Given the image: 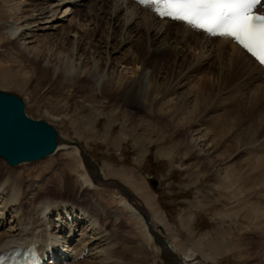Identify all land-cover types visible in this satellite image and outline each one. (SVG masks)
I'll use <instances>...</instances> for the list:
<instances>
[{
  "label": "bare ground",
  "instance_id": "obj_1",
  "mask_svg": "<svg viewBox=\"0 0 264 264\" xmlns=\"http://www.w3.org/2000/svg\"><path fill=\"white\" fill-rule=\"evenodd\" d=\"M3 1L8 11L7 32L15 42L11 50L13 54H21V59L26 62L28 58H33L30 64L45 76L51 73L53 76H60L64 82L87 79L94 82L97 88L122 93L125 97L131 94L144 107L152 108L157 105L158 110L168 119V124H173L179 135L188 141L195 152L194 159L204 163L203 169L210 172L211 179L219 183L226 193H233L234 198L241 197L240 206L246 211V222L254 227L258 237L264 241V205L255 201L250 203L251 198L256 200L257 191L258 194L264 191L263 187L261 192V188L256 190L257 182L260 187L264 186V154L263 158H260V154L253 159L235 161L236 163L233 161L235 157L228 155L237 150L239 145L242 147L246 143L253 145L250 150L259 144L264 146V112H258L257 105L264 100V69L252 57L229 39L211 38L182 23L161 20L148 9L128 0ZM91 5L96 7L86 14L90 30L98 34L99 22L102 20L113 27L112 36L101 42L102 45H97L99 42L95 43L86 29L72 27L68 30V27L63 26L78 7L91 8ZM120 25L124 35L119 37L118 47H113L112 42L117 37L116 29ZM142 30L147 42L138 45L140 38L135 41L133 39ZM56 40L63 43L65 49L60 50ZM180 40L194 44L190 48L201 55L203 62L215 60L210 64L215 69L213 74L203 76L197 82L195 80L194 88L188 93L186 90V94L178 91L188 87L185 79L187 76L184 75L190 68L189 63L179 61L176 64L173 61L174 66L181 68L176 79L173 77V83L159 82L155 76L159 69L156 60L153 67H148L140 59L125 56L128 59L113 64V60H118L116 55L121 54L127 45H130L129 48L146 47L149 52H163L178 46ZM101 48L107 57L106 65L108 61L111 63L108 70L101 66ZM198 84L204 88L197 87ZM232 84H235L234 88L240 94L234 97L235 100L223 93V88ZM219 109L222 111L220 115H210ZM45 114L50 115L48 110ZM245 123L249 126L243 130ZM238 133L241 140L238 139ZM235 134L237 144L230 140ZM70 151H73L75 157L82 158L80 150L72 146L70 141L59 139L55 153ZM171 156V153H167V157ZM82 160L78 181L82 191L86 190L84 196L90 198L101 174L96 170L93 160ZM1 164L0 162V169ZM89 165L95 172H91ZM241 186L245 187L246 194H243L244 188L241 189ZM27 190L10 176L0 172V254L13 247L39 245L42 255H56L57 264L66 260L64 253L71 254L70 264H129V261L139 259L146 252L143 243L123 234L125 228L122 226L120 212L109 213L101 202L79 209L70 199L57 200L50 193H44L40 197L38 190H32L28 197L25 195ZM49 190L51 189L48 188L47 191ZM119 206L123 208L124 215L140 223L148 242L152 243L155 238L150 225L156 222L144 217L141 209L129 201H124ZM8 215L15 219L11 220L12 223H8ZM108 226L110 229H107ZM87 250L88 256L80 259ZM157 253L162 254V250L159 248ZM192 257L191 250L184 255V261L188 262ZM260 264H264L263 253Z\"/></svg>",
  "mask_w": 264,
  "mask_h": 264
},
{
  "label": "rangeland",
  "instance_id": "obj_2",
  "mask_svg": "<svg viewBox=\"0 0 264 264\" xmlns=\"http://www.w3.org/2000/svg\"><path fill=\"white\" fill-rule=\"evenodd\" d=\"M3 2L0 0V91L21 98L25 103L26 115L32 120L45 121L53 126L60 139L80 144L99 167L101 177L90 198L84 196L86 190L82 191L78 181L83 160L75 157L73 151L54 153L42 160L14 168L0 160V172L28 189L25 194L28 197L32 190H38L40 197L44 193H50L57 200L70 199L79 209L101 202L109 213L120 212L122 226L125 228H122L123 234L143 243L146 248L142 257L132 259L129 264L166 262L161 253H157L159 248L153 244L155 242H148L140 223L123 214V208L119 205L124 201L133 203L136 208L141 209L144 217L153 219L162 226L179 256L184 257L192 250L193 257L190 261H185V264H260L261 255L264 254V241L258 237L254 227L246 222V211L240 206L241 197L234 198L233 193H226L219 183L211 179L210 172L203 169L204 163L194 159L195 152L188 141L179 135L173 124H168V119L158 110V106L144 107L131 94L125 97L122 93L97 88L94 82L87 79L64 82L60 76H53L51 73L49 76L43 75L41 70L30 64L33 58H28L26 62L21 59V54L11 52L15 42L7 32L8 11ZM87 7H78L63 26L68 27V30L72 27L86 29L91 39L95 43L99 42L97 45H102L101 42L112 36L113 27L102 20L99 22L98 34L93 33L88 26L86 14L96 5ZM29 9L33 10V7L29 6ZM120 28L121 25L116 29L117 37L112 42L113 47H118L119 37L124 35ZM139 38L141 42L138 45L146 44L147 37L143 30L133 40ZM179 42L178 46L171 48L172 51L163 52H149L146 47L129 48L130 45H127L121 51L122 55H116L118 60H113V64L128 59L125 56L140 59L148 67H153L156 60L159 69L155 76L159 82L173 83V77L176 79L181 69L174 66V62L189 63L190 68L184 75L187 76L185 79L188 87L178 91L186 94V90L188 93L194 88L195 80L197 82L201 77L213 74L215 69L211 65L215 60L203 62L201 55L190 48L194 44L181 40ZM60 43L56 40L59 45L57 47L65 49L63 43ZM99 51L101 66L108 70L111 63L108 61L106 65L107 57L102 48ZM235 84L223 88V93H226V97L231 96L232 100L240 96L237 88H234ZM198 86L204 88L203 85ZM243 91L245 93V89ZM257 105L258 112L260 110L263 113L264 100ZM47 110L49 116L45 114ZM217 111L210 115L216 116L222 112L220 109ZM248 126L245 123L242 129L245 130ZM238 139L241 140L239 133ZM238 139L237 134L230 137L236 144ZM252 146L248 143L242 147L239 145L237 150L228 155L235 157L234 162L253 159L260 154V158H263L264 146L259 144L256 149L253 147L250 150ZM167 153L172 156L167 157ZM88 167L91 172H95L92 166ZM257 184L260 185L258 182ZM258 186L256 190H264V186ZM48 188L51 190L47 191ZM242 188L243 194H246L245 187L241 186ZM260 194L257 191L256 200L251 198L250 203L255 201L264 205V191L258 196ZM11 216L8 215V223L15 220Z\"/></svg>",
  "mask_w": 264,
  "mask_h": 264
},
{
  "label": "water",
  "instance_id": "obj_3",
  "mask_svg": "<svg viewBox=\"0 0 264 264\" xmlns=\"http://www.w3.org/2000/svg\"><path fill=\"white\" fill-rule=\"evenodd\" d=\"M58 131L45 121L30 119L25 113V103L18 96L0 91V158L10 167L32 163L53 155L59 145ZM84 160L92 161L84 148L76 143ZM99 174V167L95 164ZM150 231L156 245L162 250L161 257L166 264H185L184 257L174 249L167 238V232L152 223Z\"/></svg>",
  "mask_w": 264,
  "mask_h": 264
},
{
  "label": "snow or ice",
  "instance_id": "obj_4",
  "mask_svg": "<svg viewBox=\"0 0 264 264\" xmlns=\"http://www.w3.org/2000/svg\"><path fill=\"white\" fill-rule=\"evenodd\" d=\"M262 0H234L227 15L205 11L206 0H139L161 18L181 20L210 34L229 37L264 64V15L255 11Z\"/></svg>",
  "mask_w": 264,
  "mask_h": 264
},
{
  "label": "crops",
  "instance_id": "obj_5",
  "mask_svg": "<svg viewBox=\"0 0 264 264\" xmlns=\"http://www.w3.org/2000/svg\"><path fill=\"white\" fill-rule=\"evenodd\" d=\"M176 250V249H175ZM176 252H177V250H176Z\"/></svg>",
  "mask_w": 264,
  "mask_h": 264
}]
</instances>
